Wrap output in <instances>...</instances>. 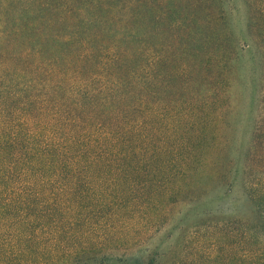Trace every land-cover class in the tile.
Returning a JSON list of instances; mask_svg holds the SVG:
<instances>
[{
    "label": "trees",
    "instance_id": "trees-1",
    "mask_svg": "<svg viewBox=\"0 0 264 264\" xmlns=\"http://www.w3.org/2000/svg\"><path fill=\"white\" fill-rule=\"evenodd\" d=\"M206 4L27 0L0 14V264L128 252L134 229L167 216L168 195L224 199L239 183L233 264H264V0H247L242 39ZM250 41L258 106L237 154L235 60Z\"/></svg>",
    "mask_w": 264,
    "mask_h": 264
},
{
    "label": "rangeland",
    "instance_id": "rangeland-1",
    "mask_svg": "<svg viewBox=\"0 0 264 264\" xmlns=\"http://www.w3.org/2000/svg\"><path fill=\"white\" fill-rule=\"evenodd\" d=\"M16 1L17 3L14 4L13 0H0V14L9 15L29 7L27 0ZM206 3L210 11L223 12L226 17L228 16L227 26L232 28L236 38L242 39L249 34L251 13L247 0H206ZM250 43L252 46L248 49L244 47L245 50L239 51L242 54L236 55L235 60V62L244 60L242 66L236 64L237 67H241L236 70L233 87V100L240 103L239 109L232 115L231 138L235 141L234 150L237 154H242L246 150L251 121L258 106L257 94L255 96V91L246 82L252 80V73L255 67L260 66L261 57L253 50V42ZM218 191L214 195L211 193L213 198L206 196L204 199L192 202H190L192 200L190 193L178 197L173 194L168 195L170 201L167 206V216L158 227L134 229L130 237L134 240L135 246L129 249L130 251L124 252L126 248L120 247L115 252H89L91 254L85 257L88 259L83 263L95 264V260L91 261L92 259L110 255L113 258L107 260L105 264H130L126 256L144 253L143 256L147 258L142 261L146 264L151 260L153 264H233L230 253L233 252L231 250L233 225L230 215L235 212L233 207L237 205L236 202L240 203L243 199L244 190L239 183L234 186L230 195H225L226 198H222V193L214 200ZM142 211L152 213L155 209L145 207Z\"/></svg>",
    "mask_w": 264,
    "mask_h": 264
}]
</instances>
